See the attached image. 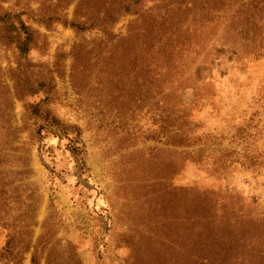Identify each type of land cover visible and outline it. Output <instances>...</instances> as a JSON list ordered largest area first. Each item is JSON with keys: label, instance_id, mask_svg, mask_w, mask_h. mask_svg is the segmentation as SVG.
<instances>
[{"label": "rangeland", "instance_id": "1", "mask_svg": "<svg viewBox=\"0 0 264 264\" xmlns=\"http://www.w3.org/2000/svg\"><path fill=\"white\" fill-rule=\"evenodd\" d=\"M78 2L0 0L34 33L0 40V264H264V36L221 26L156 85L136 17L78 30Z\"/></svg>", "mask_w": 264, "mask_h": 264}, {"label": "trees", "instance_id": "2", "mask_svg": "<svg viewBox=\"0 0 264 264\" xmlns=\"http://www.w3.org/2000/svg\"><path fill=\"white\" fill-rule=\"evenodd\" d=\"M144 1L79 0L78 10L84 7L92 15L88 23L73 27L78 30H85V26L97 28L100 34L107 36L120 19L128 15L135 16V20L127 27L126 37L118 39L117 43L131 45L136 68L149 70L151 80L156 85H160L155 78L156 69L160 67V72L176 68L182 70L187 65V56L183 53L174 59L176 51L183 50L198 57L204 51L208 40L206 36L218 31L221 26L252 45L257 43L261 35L264 36V0H148L152 5L150 7H145ZM14 19L16 15H0V40L12 45L18 57L23 59L31 49L34 33L21 20L16 24L12 21ZM38 106H35L33 113L40 112ZM48 116L45 120L48 129H55V132H61L64 136L70 135L69 129H62L56 119ZM198 210L200 214H209L207 206H201ZM226 228L227 225L223 229ZM223 234L214 236L224 239L223 243L227 245L230 234ZM190 240L192 243L195 241Z\"/></svg>", "mask_w": 264, "mask_h": 264}]
</instances>
